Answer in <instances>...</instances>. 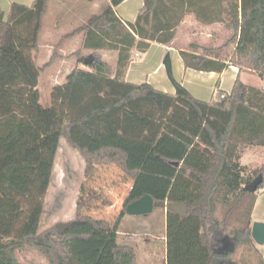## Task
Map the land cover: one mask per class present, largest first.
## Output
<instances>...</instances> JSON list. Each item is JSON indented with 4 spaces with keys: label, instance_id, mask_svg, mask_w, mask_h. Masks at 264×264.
I'll list each match as a JSON object with an SVG mask.
<instances>
[{
    "label": "trees",
    "instance_id": "1",
    "mask_svg": "<svg viewBox=\"0 0 264 264\" xmlns=\"http://www.w3.org/2000/svg\"><path fill=\"white\" fill-rule=\"evenodd\" d=\"M123 1L108 0L101 14L65 34L44 64L36 54L51 0L13 2L7 17L0 6V264H24L20 256L33 250L47 264H139L134 245L117 235L127 206L145 194L188 207L183 216L167 206L164 264H244L239 253L247 246L253 247L252 264H264L252 237L264 181L256 192L246 189L264 176V164L250 169L241 162L247 148L264 146V89L238 75L230 93L216 90L211 100L199 99L175 79L168 55L175 93L127 81L134 53L153 43L171 45L194 0H144L132 22L116 13ZM228 1L220 20L232 36L217 47L193 42L181 49L184 65L215 72L235 65L264 79V0ZM195 15L207 21L204 9ZM78 35L93 60L55 85L44 106L41 73L62 57V43ZM231 44L236 47L224 58ZM82 48L71 54L80 65ZM106 48L117 51V67L100 52ZM62 138L83 157L86 176L113 164L135 179L115 223L84 213L101 198L97 193L78 201L65 233L56 225L40 231Z\"/></svg>",
    "mask_w": 264,
    "mask_h": 264
},
{
    "label": "crops",
    "instance_id": "2",
    "mask_svg": "<svg viewBox=\"0 0 264 264\" xmlns=\"http://www.w3.org/2000/svg\"><path fill=\"white\" fill-rule=\"evenodd\" d=\"M33 1L34 0H0V6L4 10L5 16L7 17L13 2L22 3L25 5H31ZM228 3H229L228 0H194V5H193L194 9H192L191 12L185 15L182 24L189 23V24H196L197 26L203 25L207 30L213 29L214 27L216 28L219 26L230 29V27L226 25V19L220 20V18L224 17L227 13L226 8L228 6ZM143 4H144V0H125L121 4H119L115 8V10H116L117 15L124 22H130V21L132 22V21H135L138 15V12L140 8L143 6ZM107 5H108V0H94V1L80 0L79 5L76 4L73 0H61L60 6L58 7V10H57L58 12L55 15V17L57 19L58 24H60V22L61 24H69V22L74 23L77 21L76 19H80L82 20V23L77 25V27H79L83 25L84 23H86L90 17L101 14L104 8L107 7ZM202 8L206 12V18H207L206 22L199 21L195 15L196 10H203ZM48 12H49V9L47 11V14ZM44 21H45V18H44ZM77 27H74V29H76ZM74 29H72L71 31H73ZM71 31H68L67 33ZM42 32H44V22H43V29L40 35V46H39L40 49L38 53L36 54V57L38 58L39 54L43 51V49L44 48L46 49L48 59L41 63V64H44L45 62L49 61L52 54L54 53L55 46L58 44L60 39L67 33L63 34L56 41H52V39L49 38L47 42L45 43V45H43V43L41 42ZM177 39L178 38L176 37V39L173 41L171 45L153 43L146 52H135L133 60L125 74L126 80L130 82H134V83L148 82L156 89L169 92V93H175L176 87L169 77L166 62H165V58L168 55L170 57V61L172 64V69H173V75L175 79L178 82H180L182 85H184L195 97L205 100V101H209L213 98L215 91L217 90L216 88L218 87L217 85H219V88L222 91L230 93L232 89L228 91V89H226L228 87L225 85L228 80H232V84H234L236 78L238 77V75H240L241 79L245 83L252 85L246 81V77L258 75L256 72L251 71V70H247V69L240 70L239 67L235 65H229L223 72L200 71V70H196L193 68H186L184 65V61L181 56L180 50L187 49V48H182L176 45L175 43ZM223 43H221L220 45H222ZM82 44H83L82 35L75 36L62 43L61 47L59 48V53L62 57H60L58 61H56L47 70L43 71V72H46V71L49 72V75L46 78L47 79L46 82L51 84L52 87H54L57 84H63L66 81L67 75L74 68L78 66L86 67L85 64L80 65L78 63L77 57L71 56V54L76 52L78 49L82 48L80 47L82 46ZM76 45H79L77 47L78 49L77 48L76 50L73 48L71 49L72 46H76ZM220 45L219 44L214 45V47H217ZM235 47H236V44H234L232 51H234ZM102 54L105 58L104 53ZM259 78L261 77L259 76ZM40 83H41V79L39 80V84ZM233 86L231 88H233ZM255 87L264 89V87H258V86H255ZM241 162L242 164L250 167L251 169L260 168L264 164V146H254V147L247 148L243 152ZM104 166H107V165L98 166L92 174H94L98 170L99 167L102 168ZM124 176L126 175L124 174ZM126 177L129 180V184L126 190H124L125 196L122 199L120 198L121 196L120 194L122 192L121 191L119 192L120 196H118V199H117L119 202V205L121 206V210L123 209L126 203L128 194L130 190L132 189L134 182H135L134 178H130L128 176ZM121 210H120V213H121ZM127 215H131V214L127 213L122 217L120 221L117 237L120 242H128L134 245L137 251V248L139 249V247L144 244V241H146V239L149 240L148 238L149 232L153 228V223L147 220V218L143 216L144 220L136 221L137 227H134V229L130 231L129 234H131V236L128 238L127 234H125L126 236L124 235L126 231L124 232L121 231L123 220L127 217ZM163 215H164L163 230L165 232V238L167 241V206L164 207L163 209ZM119 216L117 218L115 217L113 223H115L118 220ZM255 221L264 222V188L257 191V201L255 203L253 213H252V225ZM119 236L120 237L122 236V238H120ZM127 240H131L132 242L127 241ZM133 241H135L136 243H133ZM149 245L150 244H148V246ZM257 247L261 255L264 258V244L262 245L257 244ZM147 250L149 249L147 248ZM137 255H138V251H137ZM138 262H139V257H138Z\"/></svg>",
    "mask_w": 264,
    "mask_h": 264
},
{
    "label": "rangeland",
    "instance_id": "3",
    "mask_svg": "<svg viewBox=\"0 0 264 264\" xmlns=\"http://www.w3.org/2000/svg\"><path fill=\"white\" fill-rule=\"evenodd\" d=\"M60 1L61 0H52L50 3L49 12L44 21V32H42L41 37L43 45H45L49 38H51L52 41H56L63 34L71 31L74 27L82 23V20L76 19L77 21L75 20L76 22L74 23L69 22V24H61L60 22V24H58L55 15L58 12ZM73 1L78 5L80 4V0ZM231 36L232 29H227L222 26L207 30L203 25L197 26L196 24L185 23L177 29L178 39L175 44L187 49H190V44L193 42L201 46L210 45L214 47V45H220L225 40H228ZM78 46L79 45L72 46L71 49L73 48L76 50ZM233 47L234 44H231L226 53L223 54L224 58L229 57ZM91 52V49L82 48L84 56H88ZM100 52L104 53L106 60L117 67L118 54L116 50L106 48L102 49ZM47 59L46 49L44 48L39 54V57H36V61L41 64ZM48 75L49 72H42L40 76L41 83L38 85L41 93V103L44 106H49L51 104V92L53 89L51 84L46 82ZM246 81L254 86L264 87V80L259 78L258 75L247 76ZM225 85L228 87L226 89L229 91L234 84H232V80H228ZM217 90L220 91L221 89L219 88ZM84 168L85 161L83 157L76 149L71 148L67 141L62 138L54 164L51 183L45 196L40 231L56 225L58 222L72 221L75 217L78 201L84 199L88 194L102 193V196L86 206L84 210L85 214L92 215L96 218L108 219L112 222L115 217L117 218L119 216L121 206L117 199L120 195L121 199L125 196L124 190H126L129 184L128 178L124 176L121 170L115 165H107L102 168L99 167L94 174L87 177L84 173ZM119 192H121V194ZM104 200H106L108 204L104 203ZM163 209L164 207L157 206L147 214L127 215L123 220L121 231H126L124 235L127 234L128 238L131 236V234H129L130 231H132L134 227H137L136 221L144 220L143 216L153 223V228L149 232V240L146 239L144 244L140 246L139 249L137 248L139 264H164L167 259V241L163 230ZM120 238H122V236ZM133 243L136 242L133 241ZM148 244L150 245L148 246ZM147 248L149 250H147ZM253 253V247H243L239 253V258L242 257V263L244 264H252ZM20 259L24 264H47L45 257L35 250L21 255Z\"/></svg>",
    "mask_w": 264,
    "mask_h": 264
},
{
    "label": "water",
    "instance_id": "4",
    "mask_svg": "<svg viewBox=\"0 0 264 264\" xmlns=\"http://www.w3.org/2000/svg\"><path fill=\"white\" fill-rule=\"evenodd\" d=\"M93 56L89 54L85 57L84 63L85 65L92 62ZM264 181L263 174H259L256 176L250 183L246 185V189L249 192H256L260 185ZM166 207L168 206L169 209L176 211L180 215H186L188 211V207L185 203H171L167 205L166 201H155L154 198L150 194H145L141 198L131 202L126 210L128 214L131 215H142L147 214L154 210L155 207ZM73 224V221L67 222H58L56 224L57 229L60 233H65V231ZM252 237L255 242L259 245L264 244V222L262 221H255L252 225Z\"/></svg>",
    "mask_w": 264,
    "mask_h": 264
},
{
    "label": "built area",
    "instance_id": "5",
    "mask_svg": "<svg viewBox=\"0 0 264 264\" xmlns=\"http://www.w3.org/2000/svg\"><path fill=\"white\" fill-rule=\"evenodd\" d=\"M225 96V93L221 94V97H224Z\"/></svg>",
    "mask_w": 264,
    "mask_h": 264
}]
</instances>
